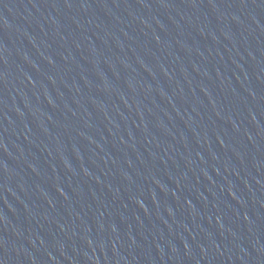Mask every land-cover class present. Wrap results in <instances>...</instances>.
<instances>
[{
    "label": "water",
    "instance_id": "obj_1",
    "mask_svg": "<svg viewBox=\"0 0 264 264\" xmlns=\"http://www.w3.org/2000/svg\"><path fill=\"white\" fill-rule=\"evenodd\" d=\"M264 127V0H0V264H208Z\"/></svg>",
    "mask_w": 264,
    "mask_h": 264
}]
</instances>
